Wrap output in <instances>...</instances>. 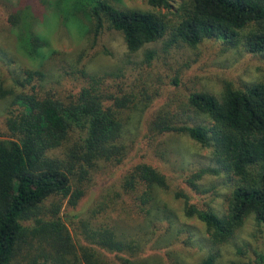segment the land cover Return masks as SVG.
Here are the masks:
<instances>
[{"label": "trees", "instance_id": "1", "mask_svg": "<svg viewBox=\"0 0 264 264\" xmlns=\"http://www.w3.org/2000/svg\"><path fill=\"white\" fill-rule=\"evenodd\" d=\"M57 1L63 16L85 9L93 42L107 27L122 36L130 53L163 38L168 30L165 18L154 12L117 8L107 0ZM148 3L168 7V0ZM179 10L170 29V44L181 42L193 48L215 39L264 57V0H184ZM12 17L19 52L39 64L25 71L23 78L13 79L10 88L0 87V99L8 98L0 113V264H12L23 247L40 253L26 264H81L65 257L74 252L65 226L56 218L61 204H52L46 212L42 205L58 196L75 207L103 169L123 164L133 144L126 140L122 113L126 102L97 89L98 82L91 77L89 87L75 95L62 97L42 90L43 67L55 53L47 55V38L29 29L20 14ZM81 76L85 82V72ZM188 105L207 117L210 125L187 124L176 115L175 121L158 116L150 123V132L184 134L212 149L220 171L198 169L187 184L201 193L196 181L209 172L223 173L231 184L227 210L219 214L187 204L184 215L203 223L211 244H224L249 216L256 226L264 225V80L242 88L227 83L219 98L193 93ZM119 188L122 196L118 197L129 202L135 216L143 215L144 222L160 210L157 191L168 189V182L155 168L139 163L121 175ZM112 206L113 211L115 203ZM101 209L105 210L102 205ZM29 221L34 225L25 226ZM81 226L89 244L109 253H128L133 258L143 249L141 238L119 234L114 227L94 229L84 220ZM143 227L144 223L140 231ZM42 244L50 251L42 253ZM80 259L83 264H107L91 247L81 249ZM198 264H216L215 255L209 253Z\"/></svg>", "mask_w": 264, "mask_h": 264}, {"label": "rangeland", "instance_id": "2", "mask_svg": "<svg viewBox=\"0 0 264 264\" xmlns=\"http://www.w3.org/2000/svg\"><path fill=\"white\" fill-rule=\"evenodd\" d=\"M107 1L117 8L162 15L168 24L166 34L130 53L122 36L107 27L93 42L87 32L89 18L83 13L85 9L63 16L57 9V0H0V87L10 88L13 79L23 78L25 71L39 64L26 60L18 50L12 17L17 13L35 34L47 38L50 45L47 55L55 53L43 67L42 90L62 97L75 95L83 87H89L91 77L98 82L97 89L126 102L122 109L126 140L133 144L123 164L103 169L75 207L58 196L43 202L45 212L52 204H61L56 218L65 226L72 245L70 252H74L65 257L76 258L83 264L81 249L91 247L107 264H198L209 253L215 255L216 264H264V225L256 226L252 216L234 238L214 245L208 241L203 223L184 215L187 204L219 214L227 210L231 184L223 173L209 172L196 181L201 193L187 184L198 169L220 171L212 149L203 148L184 134L150 132V123L158 116L175 121L176 115L187 124L209 126L207 117L189 107L188 97L206 92L219 98L227 83L242 88L263 81L264 57L246 53L240 45L228 46L215 39L203 40L193 48L181 42L170 44V29L184 0H168V7H153L148 0ZM82 72L87 75L85 82ZM7 100L0 99V113ZM139 163L155 168L168 182V189L157 191L160 210L144 222L143 215L135 216L129 210V202L118 197L119 178ZM111 202L115 203L113 211ZM82 220L88 221L90 228L110 226L119 234L139 237L143 249L132 258L128 253H109L91 245L85 239ZM24 225L34 224L29 221ZM42 247V253L51 249L44 244ZM39 254L35 248L23 247L12 264H26L39 258Z\"/></svg>", "mask_w": 264, "mask_h": 264}]
</instances>
